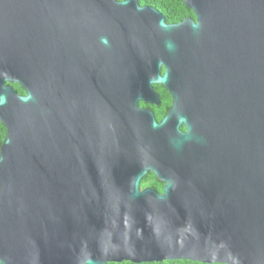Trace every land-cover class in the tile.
Wrapping results in <instances>:
<instances>
[{
	"label": "water",
	"instance_id": "water-1",
	"mask_svg": "<svg viewBox=\"0 0 264 264\" xmlns=\"http://www.w3.org/2000/svg\"><path fill=\"white\" fill-rule=\"evenodd\" d=\"M182 1L197 22L138 0H0V264H264V0ZM218 33L247 40L252 70L222 166L168 116L129 111L153 84H200L197 40ZM149 160L162 192L140 189Z\"/></svg>",
	"mask_w": 264,
	"mask_h": 264
},
{
	"label": "flooded vegetation",
	"instance_id": "flooded-vegetation-1",
	"mask_svg": "<svg viewBox=\"0 0 264 264\" xmlns=\"http://www.w3.org/2000/svg\"><path fill=\"white\" fill-rule=\"evenodd\" d=\"M186 17L197 22L190 8L182 18L166 21L177 23ZM189 49L195 50L191 45ZM196 51L200 84H153V91L136 100L129 111L140 120L157 123L168 116L166 128L177 129L186 135V150L203 147L205 163L222 166L231 162L234 151L237 99L245 103L252 85L249 46L247 40L243 41L231 33H218L213 38H198ZM149 143L150 147L159 144L156 140H150ZM149 162L151 166L140 179V189L151 188L162 192L165 183L152 167L159 164L154 163L156 160Z\"/></svg>",
	"mask_w": 264,
	"mask_h": 264
},
{
	"label": "trees",
	"instance_id": "trees-1",
	"mask_svg": "<svg viewBox=\"0 0 264 264\" xmlns=\"http://www.w3.org/2000/svg\"><path fill=\"white\" fill-rule=\"evenodd\" d=\"M141 5H152L159 9L166 17L168 21H176L182 18L188 13L189 8L184 4L182 0H138ZM14 88L20 93H24V89L18 83H12ZM6 136V128L0 122V146ZM87 264V263H86ZM106 264H225L220 262L204 263L193 261L190 259H164L162 261H141L132 262L130 260L123 261H109Z\"/></svg>",
	"mask_w": 264,
	"mask_h": 264
}]
</instances>
